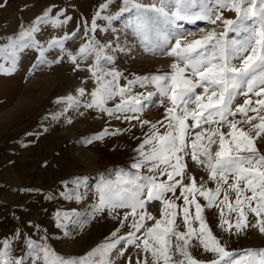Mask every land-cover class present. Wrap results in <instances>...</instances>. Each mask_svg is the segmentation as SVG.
Segmentation results:
<instances>
[{"label":"rangeland","instance_id":"1","mask_svg":"<svg viewBox=\"0 0 264 264\" xmlns=\"http://www.w3.org/2000/svg\"><path fill=\"white\" fill-rule=\"evenodd\" d=\"M132 2L149 5L155 0ZM46 14L47 22L37 24ZM221 14L226 19H238L233 11L222 10ZM67 17L71 18L67 24L54 26L52 23L57 18L63 20ZM135 18L136 11L131 8V4L125 10V0H0V47L18 37L22 29L35 25L38 27L34 33L35 39L47 49L44 59L49 62H40V51L35 47L25 48L18 53L12 71H9L12 68L11 61L0 57V65H3V70H0V247L4 241H8L12 258L22 260L23 264H43V254L39 248L35 252L29 249L28 241L47 247L65 259L79 260L100 245L118 237H126L130 231H134L129 227L133 222L131 215L121 225V219L131 209L120 208L112 213L105 209L94 213V208L99 203V189L105 181H116L117 174L121 172H136L132 165L141 159L137 149L146 134H150V125L142 126L137 120H117L83 106L76 108L68 107L66 102L57 103L58 100L67 101L68 97L76 98L81 105L90 102V93L97 86L88 71L94 57L81 62L77 69L58 47L48 49L47 46L51 40L72 37L73 33L75 36L65 42V49L74 55L81 45L88 42L89 37L102 44H110L106 54L114 58V64L104 67L122 73L116 82L118 87H126L128 81L137 77L170 72L174 59L151 55L144 50L142 37L130 27L135 23ZM93 19L96 31H89L86 36L85 25L90 29ZM245 24L249 27L255 25L256 18H250ZM183 27L195 32V37L189 36V40L199 38L212 29L218 32L223 30L220 22L216 25L197 22ZM197 29L204 31L199 32ZM245 35L247 33L229 32L228 39L240 40ZM117 45L125 51H116ZM80 88L85 90L83 97L79 96ZM148 92H156L155 87L151 84H135L129 96H141L143 99ZM162 99L156 94L151 102H145L140 120H147L151 124L165 121L166 108L170 105L166 99L162 104ZM244 99L241 95L235 103L243 104ZM117 103H120L119 96L108 101L106 107H114ZM236 119H240L239 115ZM241 126L245 129L248 127ZM158 127L160 133L165 132V127ZM106 128L109 132L120 129L121 134L86 142ZM198 131L200 129L193 130L188 138V152L191 151V139ZM222 131L227 133L228 129L224 127ZM257 147L264 154V140H258ZM145 148L150 150L151 145ZM184 160L187 164L185 184L189 183L188 177L192 176L198 185L206 183V187L215 188V182L208 180V173L202 165H196L190 155L185 156ZM140 173L153 174L147 168H142ZM158 180L167 181V177L158 176ZM229 195L234 200L235 194ZM166 198L174 200L178 206L177 230L186 231L182 211L185 205L180 197V189L177 188L174 195L167 193ZM222 198L223 194L219 199ZM196 199L202 207L206 205L199 195ZM188 207L192 226L198 228V222L194 219L195 206ZM162 209L163 205L159 201H151L146 205V211L156 219H161ZM224 214L226 219L231 218L235 223V214H229L226 207ZM202 215L227 251L239 254L247 250L264 249V234L251 227L256 222L253 214L249 213V226L240 234H236L235 228L229 232L226 231L227 225L221 226L219 208L204 207ZM154 224L155 220H146L145 228L136 235L142 237L146 228ZM117 230L118 236L113 237L112 233ZM121 249L122 256L119 255ZM189 251L201 264H210L214 259L213 254L206 252L195 239ZM144 257L145 254L134 245L124 248L123 243L117 245L110 255L113 264H136L137 260L142 261ZM174 259L179 261L182 257L176 255ZM89 260L91 264H98L100 257H89Z\"/></svg>","mask_w":264,"mask_h":264},{"label":"snow or ice","instance_id":"2","mask_svg":"<svg viewBox=\"0 0 264 264\" xmlns=\"http://www.w3.org/2000/svg\"><path fill=\"white\" fill-rule=\"evenodd\" d=\"M129 4L136 11L135 23L130 27L142 37L147 53L174 59L170 72L137 77L128 81L126 87H118L116 82L122 73L104 67L114 64V58L106 54L110 44H102L89 37L88 42L81 45L74 55L65 49V42L75 36L73 33L72 37L51 40L47 47H58L77 69L81 62L94 57L88 71L97 86L90 93V102L81 105L76 98L68 97L67 101L58 100L57 103L66 102L68 107L76 108L83 106L117 120H137L142 126L150 125V134H146L137 149L141 159L132 165L136 172H121L117 174L116 181H105L99 189V203L94 208V213L105 209L109 213L120 208L131 209L121 219V225L131 215L133 222L129 227L134 231H130L126 237L100 245L79 260L60 257L32 241L27 242L28 248L33 252L39 248L43 254V264H91L89 257L95 256L100 257L98 264H113L110 255L121 243L124 248L134 245L145 254L144 259L137 260L136 264H149V257L151 264H201L189 251L195 239L206 252L213 254L214 259L210 264H264V249L239 254L227 251L202 215L204 207L211 209L215 206L220 209L221 226L227 225L226 231L229 232L235 228L236 234H240L249 226L248 215L251 213L256 217L251 227L264 234V154L257 147V141L264 140V0H155L149 5L125 0L126 11ZM222 10L235 12L238 19L224 18ZM250 18H256V24L251 27L245 24ZM47 19L46 14L37 24L47 22ZM70 19L57 18L52 23L54 26L63 25ZM197 22L210 25L220 22L223 30L218 32L212 29L199 38L189 40V36L195 37V32L185 30L183 26ZM96 27L93 19L90 29L85 25V35L89 31L95 32ZM37 31L35 25L22 29L18 37L0 47V57L11 61L9 71L14 70L18 53L28 47L38 48L40 62L49 63L44 59L47 49L35 39L34 33ZM229 32H244L247 35L240 40H229ZM115 50L125 51L119 45ZM0 70H3V65H0ZM135 84H151L156 92H148L143 99L141 96H129ZM78 92L79 96H85L83 88ZM156 94L163 98L162 104L164 99L169 102L165 113L166 123L160 121L151 124L147 120H140L145 102H151ZM241 95L245 97L243 104H236ZM117 96L120 103L106 107L108 101ZM238 115L240 119H236ZM68 122L71 123V120ZM158 125L165 127L164 133H160ZM205 125L208 127L205 128ZM241 125L248 127L245 129ZM224 127L228 129L227 133L222 131ZM195 129L200 131L195 132L190 142L191 151L188 152V138ZM118 134H121L120 129L109 132L106 128L86 142ZM146 145H151L150 150H146ZM187 155L207 171L208 180L215 182L214 189L206 187V183L198 185L192 176L188 177V184L184 183L187 169L184 157ZM142 168H147L153 174L142 175ZM158 176H166L167 181L158 180ZM177 188L185 205L182 211L186 231L177 230L178 206L174 200L166 198L167 193L174 195ZM230 193L235 194L234 200L230 199ZM222 194L223 198L219 199ZM197 195L206 201L204 207L197 202ZM151 201L162 203L161 219L146 211V205ZM189 205L195 206L194 219L198 222V228L193 227L189 219ZM224 207L229 214H235L234 224L231 218H225ZM146 220H155V224L147 227L142 237L137 236L136 233L145 228ZM118 231L113 232L112 236L117 237ZM119 255H123L122 249ZM176 255L182 259L175 260ZM0 264H23L22 260L12 258L8 241H4L0 247Z\"/></svg>","mask_w":264,"mask_h":264}]
</instances>
